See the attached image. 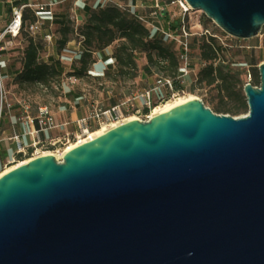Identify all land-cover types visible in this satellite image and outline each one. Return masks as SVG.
<instances>
[{"label":"water","instance_id":"95a60500","mask_svg":"<svg viewBox=\"0 0 264 264\" xmlns=\"http://www.w3.org/2000/svg\"><path fill=\"white\" fill-rule=\"evenodd\" d=\"M257 37L264 0H185ZM247 114L194 99L0 177V264H264V63Z\"/></svg>","mask_w":264,"mask_h":264},{"label":"trees","instance_id":"16d2710c","mask_svg":"<svg viewBox=\"0 0 264 264\" xmlns=\"http://www.w3.org/2000/svg\"><path fill=\"white\" fill-rule=\"evenodd\" d=\"M22 17L24 24L36 21L35 16L26 15L24 12ZM163 22L165 30L179 35L181 28L179 17L171 20L169 15L165 14ZM185 25L190 34L188 38L190 53L192 49L197 48L199 50L200 68L197 75L191 73L190 76L183 78V83L182 79L179 78L181 68L178 56L181 49L176 47V42H167L158 35H152L149 28L129 10L106 4L103 7L92 9L86 20L76 29L70 22L58 26L59 37L56 40V48L59 54L65 51L71 36L77 37L81 46L78 57H73L71 62L73 67L71 72L65 75L61 60L51 62L43 60L42 53L45 52V44L41 39L21 32L17 39L22 36L21 41L24 46H20L14 63L9 65L13 75V84L19 90L40 95L44 99L43 105H46V96L53 98L60 96L62 79L65 76L75 77L79 80L91 76L99 81L103 77L111 83L118 81V79L133 80L137 77V62L144 57L146 60L144 70L148 73H154L156 80H171L173 91L184 92L185 89H188L191 94H197L198 91L209 89V94L202 97L201 100L212 112L231 115L247 112L243 84L239 78L241 70L233 68V63L228 57L229 50L220 45L213 35H202L200 38L193 37L189 32L186 19ZM108 47L113 48L110 55L113 66L106 68L101 76L92 75L90 68L96 62L95 57H98ZM191 65L193 64L191 63ZM252 71L253 82L257 85L260 83L259 73ZM212 92H215L216 96H212L210 94ZM170 94L169 88L163 87L159 92V98L161 95L168 98ZM157 98L158 95L154 94L153 100ZM73 99L74 97L71 100L73 101ZM121 100V98L119 100L114 98L111 106ZM228 103L232 105L227 106ZM41 107L45 106H40L38 109ZM147 112L148 110H145V113ZM5 115L6 109H1L0 123L6 117ZM33 121L37 125V131H39L37 119L34 118ZM95 130L90 129V132Z\"/></svg>","mask_w":264,"mask_h":264},{"label":"rangeland","instance_id":"374dc122","mask_svg":"<svg viewBox=\"0 0 264 264\" xmlns=\"http://www.w3.org/2000/svg\"><path fill=\"white\" fill-rule=\"evenodd\" d=\"M144 1L149 4L151 0ZM162 1L164 2V0ZM168 12L171 20L180 16L177 8L171 7ZM185 19L189 25V32L193 37L200 38L202 35H213L220 45L229 50L228 57H230V60L233 63V68H239V70H241L239 78L242 81L243 87L247 83L256 88L259 87V84L255 85L253 82L251 73L253 72L252 70L258 73V66L264 63V28L255 38L239 40L226 35L200 11L191 10L189 14L185 16ZM163 21L164 17L160 20L161 25H163ZM57 29L58 26L49 27L44 25V31L46 33H54L56 36L58 35ZM35 37L41 39L45 44V47H48L49 44H46L43 41V34H38ZM6 40H8V38ZM22 46L24 45L22 44ZM176 47H179V44L176 43ZM19 48L20 46L18 41L14 40L11 45L7 46V50L4 51L7 53L8 57L11 56V65L14 63V60L18 55V50H20ZM198 54L199 50L197 48L191 50L190 56L193 64L192 74L194 75H197L200 68ZM44 55L45 52L42 53V58ZM97 59L98 58L95 57L96 61ZM145 64V58H140L137 62V77L128 81L118 79V81L111 83L103 79V77L101 78L102 80L99 81L94 77L88 76L80 80L78 84L72 85L69 83L70 77L65 76L62 79V91L60 96L58 98L46 96V105H43L42 102L44 99L40 95L19 90L18 87L13 84V75L9 70L8 76L2 79V89L5 99L2 104L0 103V110L5 109V103L7 102V104L11 106L9 108H11L10 116L12 119L10 122H8V120H3L2 123H0V148H4V146H13L16 142L17 147L19 149H23L24 153L17 152L11 156L10 153L4 154V152L0 150V172L17 164L18 162L38 157L47 152L58 155L61 150L65 148V146L76 142L86 135V133L82 132L84 129L82 123L80 124L75 122L67 126L59 127V123L68 119L66 111L62 109L64 105L68 107V109H74L73 107H75L78 112H81V114L84 115L82 118H86L97 109H106L111 106L114 98H118V100L121 98V101L128 100L135 97L142 91L152 87L155 83L156 75L154 73L146 72L144 70ZM63 67L64 75L71 72L73 68L67 65H64ZM16 68H18V65H16ZM208 94L209 89L207 88L198 91L197 94H191L188 89H185L183 94L179 93V95L175 98L169 99L168 101H174L177 98L185 97L187 95H193L201 100L202 97H206ZM210 94H212V96H216L215 92ZM77 95H81L82 98L78 103L73 104L71 99ZM224 101H226V99H224ZM131 102L138 106L137 99H133ZM231 105L232 104L229 103L227 104V106ZM40 106L47 107L51 117L53 118L55 127L52 130L45 131L49 134L50 138L45 140H30L26 143L23 138L30 137L28 134L29 132L32 136H36L35 131L33 132V128L30 125V120L37 117V109ZM247 112H241L235 115L220 113V115H229L233 118H238L244 116ZM88 126L92 129L95 128V124L93 122H89ZM14 134L21 136L22 139L20 140H23V147L20 145V140L16 141L13 139ZM30 152H32L33 155H31Z\"/></svg>","mask_w":264,"mask_h":264},{"label":"built area","instance_id":"2783aa9c","mask_svg":"<svg viewBox=\"0 0 264 264\" xmlns=\"http://www.w3.org/2000/svg\"><path fill=\"white\" fill-rule=\"evenodd\" d=\"M152 5L149 8V13L147 16H136L138 20L144 23L147 28L151 31L152 35H158L164 41H174L179 44L181 52L178 56L181 68V75L179 78H183L190 76L192 73V60L190 56V49L188 45V38L190 34L185 25V16L189 14L192 10L190 6L186 3L185 0H151ZM106 4H112L117 6L120 9L125 10L126 8L114 0H102V7ZM174 7L177 8L179 11V18L181 19V28L179 35H175L171 33L169 30H165L163 25L160 24V20L165 16V14L169 15V8ZM23 8L21 7H14L11 11V20L8 25L4 28L2 32H0V54L7 50V46L11 45L14 40L18 38L21 32L29 35V36H36L38 34H43V41L47 44H50L53 40V36L50 33H45L44 31V23L38 19L34 22H26L23 23ZM8 38V40H6ZM69 61L73 60V57L67 58ZM79 79L75 77L69 78V83L72 85H76L79 83ZM163 87H168L171 91V94L168 98L164 96H160L159 92ZM179 93H184L183 91H173V85L171 80L168 79H157L154 85L147 90L142 91L135 97L123 100L118 102L115 105L109 106L106 109H97L93 113H91L86 118L81 119L78 123H82L84 129L82 132L89 133L90 127H87L88 122H93L95 124L94 129H99L102 125H109L114 122H119L124 120L125 118L134 116L137 117L139 121H148L150 119V113L152 109L156 106H159L169 99L175 98ZM158 95L156 100H153V95ZM4 92L2 89V79L0 76V103L2 104L4 101ZM133 99L138 100V106L135 105ZM8 107L9 105L6 104ZM145 110H148L145 113ZM1 112V110H0ZM39 125V131L43 132L50 129H53L54 122L51 114L49 113L47 107H41L38 109L37 117H36ZM18 136H13V139H17ZM18 153H24L23 149L18 150ZM31 155L32 152H31ZM62 158L58 159L61 161Z\"/></svg>","mask_w":264,"mask_h":264},{"label":"crops","instance_id":"0c3cea01","mask_svg":"<svg viewBox=\"0 0 264 264\" xmlns=\"http://www.w3.org/2000/svg\"><path fill=\"white\" fill-rule=\"evenodd\" d=\"M118 4L124 6L131 13L136 16H147L149 13V8L152 5V1L147 4L144 0H114ZM24 6L23 11L26 15L35 16L36 20L40 19L44 25L52 27L59 26L62 23L70 22L74 29L78 28L87 18L88 13L92 9H97L102 7V0H0V32L7 26V24L11 20V11L14 7ZM51 32V31H49ZM46 33V32H45ZM58 34V33H57ZM53 40L45 47V55L43 60L46 62H51L53 60H61L64 65L72 67L71 62L67 58L69 57H78L81 52V46L79 44V39L75 36H71L69 42L66 45L65 51L62 53L57 52L56 48V40L59 35H54L52 33ZM22 36L17 39L19 46H22ZM21 41V42H20ZM47 44V43H46ZM112 52V48L108 47L103 52L98 55L97 61L90 68V73L94 76H101L103 71L113 66V61L110 57ZM11 57V56H10ZM8 57L7 53L2 52L0 54V76L1 79L6 78L9 74V65L11 58ZM64 68V67H63ZM81 95H77L73 99V104L78 103L81 100ZM11 107L10 105L6 106V117L4 120H8L10 122L11 118ZM74 109H68L65 105L62 107L63 110L66 111L67 120L59 123V127L67 126L71 123L79 122L84 115L81 112H78L75 107ZM31 127L33 128V132L35 131L36 136H32L29 132L30 137L23 138L24 142L28 143L30 140H45L49 137L47 132H36L37 125L34 123L33 119L30 120ZM89 122L87 124V127ZM52 130V129H50ZM49 131V130H47ZM13 136H18L16 141H19L21 138L20 135L14 134ZM20 137V138H19ZM23 140H20V145L23 147ZM30 145V144H27ZM5 153H10L11 156L20 150L17 147V144H13V146H4V148H0Z\"/></svg>","mask_w":264,"mask_h":264},{"label":"bare ground","instance_id":"6f19581e","mask_svg":"<svg viewBox=\"0 0 264 264\" xmlns=\"http://www.w3.org/2000/svg\"><path fill=\"white\" fill-rule=\"evenodd\" d=\"M195 96L193 95H187L185 97H180V98H177L175 99L174 101H167L159 106H156L152 109L151 113H150V118H154L156 116H159L177 106H180L192 99H194ZM133 120H138L136 117L134 116H131V117H128V118H125L124 120L122 121H119V122H114V123H111L109 125H102L99 129L93 131V132H89L87 133L83 138L77 140L76 142H73V143H70L69 145L65 146L64 149L61 150V152L57 155V154H54V153H50V152H47V153H44L40 156H47V155H52L54 156L57 160L60 159V158H63V156L66 154V152L72 150L73 148H75L76 146H79L81 144H84V143H87L89 141H92L96 138H98L99 136L107 133L108 131L114 129V128H117L118 126H121L125 123H128V122H131ZM33 158H36V157H33ZM33 158H29V159H26L24 161H21V162H18L17 164L11 166V167H8L6 168L5 170L1 171L0 172V177H2L4 174L10 172L11 170L21 166V165H24V164H27L28 162H30L31 160H33Z\"/></svg>","mask_w":264,"mask_h":264}]
</instances>
